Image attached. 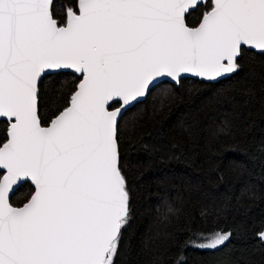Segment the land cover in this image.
<instances>
[{"label": "snow or ice", "instance_id": "6c2138e0", "mask_svg": "<svg viewBox=\"0 0 264 264\" xmlns=\"http://www.w3.org/2000/svg\"><path fill=\"white\" fill-rule=\"evenodd\" d=\"M199 7L200 0H78L61 22L54 0H0V117L9 122L0 146V264H115L129 221L121 109L158 77L214 80L239 70L242 45L264 50V0H212L189 27L186 14ZM69 69L82 79L44 127L38 81L46 70ZM110 102L121 107L109 111ZM23 180L35 192L14 207L9 193ZM230 235L193 243L215 249Z\"/></svg>", "mask_w": 264, "mask_h": 264}, {"label": "trees", "instance_id": "16d2710c", "mask_svg": "<svg viewBox=\"0 0 264 264\" xmlns=\"http://www.w3.org/2000/svg\"><path fill=\"white\" fill-rule=\"evenodd\" d=\"M77 3L54 0L55 18L63 22ZM211 4L186 14L188 26H197ZM237 63L238 71L216 82L162 81L120 119L129 221L115 264H264V51L241 48ZM80 79L64 71L41 79L42 125L68 106ZM8 128L0 120V146ZM32 193L24 182L10 203L22 206ZM215 232L231 235L215 249L191 245Z\"/></svg>", "mask_w": 264, "mask_h": 264}, {"label": "water", "instance_id": "95a60500", "mask_svg": "<svg viewBox=\"0 0 264 264\" xmlns=\"http://www.w3.org/2000/svg\"><path fill=\"white\" fill-rule=\"evenodd\" d=\"M206 1H208V0H200V2H201V4L202 3H204V2H206ZM211 2H212V0H211ZM211 10V9H210ZM209 10V11H210ZM191 11H193V10H191ZM199 26V24L197 25V26H195V27H198ZM190 27V26H189ZM241 48H246V49H251V50H254V51H258V52H263L264 50H258V49H255V48H253V47H251V46H244V45H242V47ZM239 56H240V54H239ZM239 56H238V58H239ZM47 72H48V74H53V73H57V72H61L60 70H46ZM64 72H71V73H73V74H76L77 76H80L78 73H75L73 70H63ZM48 74H46V75H48ZM226 75V74H225ZM45 76V74H42V78ZM41 78V79H42ZM182 78H192V79H197V80H203V81H206V82H216V81H218L220 78H216V79H214V80H207V79H205V78H201V77H198V76H195L194 74H191V73H182L181 74V76H180V78L178 79V81H174V80H172V78H170V77H158V78H156V80L153 82V84H154V86H156L157 84H159L160 82H162V81H168V82H170V83H173V84H178L179 83V81H180V79H182ZM41 79L38 81V86H39V83H40V81H41ZM81 79H82V77H81ZM79 83V82H78ZM154 86H152V87H150V90L154 87ZM150 90L146 93V95L144 96V97H140V98H137V100L136 101H134V102H132L130 105H128V106H125L124 108H122L121 109V113L119 114V116H118V123H119V121H120V119L122 118V116L124 115V113H125V111L128 109V108H130V107H132L135 103H137V102H140V101H143L146 97H147V95H148V93L150 92ZM37 102H38V99H37ZM121 103L122 102H116V106L115 107H112V108H110L109 107V111H113V110H116L117 108H120L121 107ZM112 104H114L113 102H110V106L112 105ZM38 114V113H37ZM59 114V113H58ZM57 114V115H58ZM0 120H6V121H8L7 120V118H3V117H0ZM49 124H50V122L47 124V125H42V126H44V127H47V126H49ZM7 141V140H6ZM5 141V142H6ZM0 172H2V171H0ZM2 175H3V172H2ZM24 182H29L30 184H31V186L33 187V193H32V195L34 194V192H35V186H34V184L30 181V180H23V181H20V182H18L16 185H14L13 186V190L12 191H10V193H9V202H10V198H11V196L13 195V193L15 192V190L22 184V183H24ZM31 195V196H32ZM30 199H31V197H30ZM29 199V200H30ZM28 200V201H29ZM27 201V202H28ZM26 202V203H27ZM25 204V203H24ZM23 204V205H24ZM22 205V206H23ZM22 206H19V207H22ZM14 207H16V206H14Z\"/></svg>", "mask_w": 264, "mask_h": 264}, {"label": "rangeland", "instance_id": "374dc122", "mask_svg": "<svg viewBox=\"0 0 264 264\" xmlns=\"http://www.w3.org/2000/svg\"><path fill=\"white\" fill-rule=\"evenodd\" d=\"M261 234V233H260ZM259 234V237L261 238V235ZM209 234H205L204 235V237H205V239H200V240H198L197 242H195V244H199V243H204V242H206V238H207V236H208ZM199 236V235H198ZM262 240H264V239H262ZM192 246H194V244H191ZM195 247V246H194ZM199 248V247H198ZM204 249H206V248H204Z\"/></svg>", "mask_w": 264, "mask_h": 264}]
</instances>
